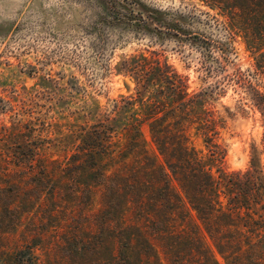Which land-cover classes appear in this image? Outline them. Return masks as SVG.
I'll list each match as a JSON object with an SVG mask.
<instances>
[{
    "label": "rangeland",
    "instance_id": "obj_1",
    "mask_svg": "<svg viewBox=\"0 0 264 264\" xmlns=\"http://www.w3.org/2000/svg\"><path fill=\"white\" fill-rule=\"evenodd\" d=\"M137 1L162 11L166 23L198 34V42L185 31L173 34L176 28L168 34L163 27L159 33L138 25L119 6L113 8L117 19L109 0H0V264H158V258L163 264H206L205 247L214 249L211 236L194 238L199 231L194 223L185 226L179 218L173 226L165 220L142 223L137 208L104 207L100 191L79 194L67 205L40 204L43 197L37 198L49 193L37 182L40 167L56 168L46 160L67 161L83 136L107 117L123 139V127L144 113L148 92L141 91L138 78L152 75L132 72L133 62L145 69L158 62L162 70L164 63L170 65L186 78L188 92L213 89L215 107L204 108L224 120L213 135L222 157L209 161V143L195 124L186 132L189 147L208 160L212 173L217 168L244 171L252 147L263 149L262 111L243 98L244 88H233L231 74L234 65L264 92V70L258 52L226 13L203 0ZM162 94L158 99H164ZM177 121L172 129L186 125ZM140 127L154 150L149 122ZM23 144L39 149L29 165L18 161ZM260 157L263 162L264 154ZM171 227L181 234L170 236ZM143 255L147 262H140Z\"/></svg>",
    "mask_w": 264,
    "mask_h": 264
},
{
    "label": "trees",
    "instance_id": "obj_2",
    "mask_svg": "<svg viewBox=\"0 0 264 264\" xmlns=\"http://www.w3.org/2000/svg\"><path fill=\"white\" fill-rule=\"evenodd\" d=\"M109 1L111 13L117 19L118 13H114L113 8L119 6L134 17L138 25L159 33L163 27L168 34L176 28L173 34L185 31L190 34V40L198 42V34L166 23L164 13L158 9L148 8L137 0ZM203 1L226 13L231 26L243 34L248 47L258 52V65L264 70V0ZM193 8L187 9V14ZM121 16L124 15L121 13ZM130 66L136 74L152 75L150 80L138 78L141 91L148 92L142 102L144 113L123 127V139L119 138L118 125L110 122L113 118L107 117L106 121L98 123L100 127H93L83 136V142L77 145L67 161L46 160L53 162L56 168L49 171L41 166L38 171L41 177L37 182H40L41 190H49L47 195L43 192L38 195L37 198L43 197L40 204H73L72 199H77L79 194L89 196L93 191H100L104 207L115 210L117 205L123 211L137 208L143 213L140 217L142 223L153 225L165 220L173 226L177 218L185 226L194 223L199 229L195 239L208 235L213 240L214 249L205 247L206 264H222L219 259L224 264H264V160L261 162L260 157L264 154V133L263 149L257 151L252 147L250 165L246 170L228 172L217 168L215 175L208 160L198 156L186 141L187 128L195 124L196 133L209 143V161L222 157L213 135L217 134L215 127L224 120L216 110L204 108L205 104L215 107L213 89L188 92L186 78L171 71L166 63L163 65L165 70L161 69L159 62L146 69L134 62ZM232 68L233 88H244L247 97L243 98L261 109L264 121V92L251 85L249 79H244L239 68L234 65ZM160 83L166 84L163 89L149 92L148 86L158 84L161 87ZM223 88L219 87L220 91ZM161 92L163 100L158 99ZM117 106V102L114 103V107ZM178 119L186 125L172 129L171 125L179 124ZM143 122H149L154 150L147 147L140 127ZM19 148L18 161L27 165L33 163L39 149L28 144ZM52 171L56 174L69 171L72 176L55 177ZM53 179L56 186H53ZM50 180L54 183L47 187ZM147 210L152 213L145 212ZM121 219L127 220L125 216ZM178 234L181 232L171 227L169 235ZM187 234L193 233L187 231ZM149 248L154 249L153 245ZM243 257L247 259L242 261ZM148 260L149 257L143 255L140 262ZM157 263L163 264L162 259L158 258Z\"/></svg>",
    "mask_w": 264,
    "mask_h": 264
}]
</instances>
